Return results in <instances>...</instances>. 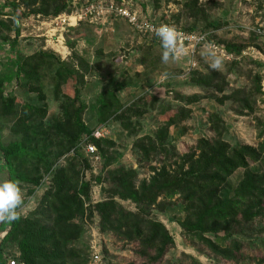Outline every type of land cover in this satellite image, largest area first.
Here are the masks:
<instances>
[{
	"label": "trees",
	"instance_id": "1",
	"mask_svg": "<svg viewBox=\"0 0 264 264\" xmlns=\"http://www.w3.org/2000/svg\"><path fill=\"white\" fill-rule=\"evenodd\" d=\"M17 5L24 7L29 14L54 18L69 12L72 1L57 5L54 0H19ZM183 12L194 18L201 14L202 8L198 0H187L183 4ZM118 21L122 20L112 21L111 26L117 27L115 24ZM13 27L15 40L9 47L13 56L2 65L9 69L0 74V160L7 172V179L20 181L28 189L29 195L41 185L45 175L49 176V186L42 196L36 217L25 218L18 213L19 218L15 221L0 222V264L9 263L7 252L17 264H83L87 262V256L81 255L82 250L78 247L84 234L81 223L84 216L83 198H89L91 184L80 178L81 167L88 169L89 163L79 146L87 137L88 143L97 147L99 155L105 158L115 143L111 134L101 140L92 137L95 130L83 120L85 105L81 102L78 108L75 107L79 102L77 90L73 103L64 97L61 117L54 125L43 124L48 117L46 105L37 107L31 115L16 120L11 130L13 141L7 144L2 142L3 120L15 111L13 89L22 87L27 93L38 94L40 100L44 101L45 84L41 79L50 73V86L58 100L62 96L63 86L76 75L74 68L61 62L53 52L39 51L21 61L15 50L20 29L16 22ZM82 27L92 26L83 22L68 31L78 34ZM177 27L186 32H204L195 27ZM0 29L10 31L11 28L0 21ZM77 38L73 43H67L70 48L75 46ZM1 39L7 41L5 37ZM140 46L151 53L157 48L161 49L160 42L155 38L143 40ZM227 49L239 52L234 46L228 45ZM197 60L199 62V58ZM126 80L125 77L120 81L111 80L110 86L96 99L93 108L101 127L110 121L128 123L129 119L125 116L136 114L132 110L138 106V102L127 105L118 96L126 86L133 85ZM196 82L204 88L214 87L219 93L224 91L223 86L214 84L213 78L201 75ZM256 82V92H260L258 76ZM164 86L157 85V92ZM236 94L225 96V99L239 103V115L252 112L250 99L247 96L241 99ZM191 103L192 100L186 105ZM179 109L181 114L178 118H169L153 136L143 137L137 143L138 152H134L147 164L159 161L161 169L152 168L153 175L148 180H138L140 170H133V167L119 166L115 171L109 170L107 179L114 183V189L110 190L107 199L94 205L93 212L99 215L103 231L111 232L126 242L137 243L138 253L147 260V264H157L165 259L173 247V240L162 223L142 213V207L159 206L158 199L178 198L179 210L185 215L180 222L183 233L187 237L197 238L213 255L228 262H237L244 248L261 243L264 247L261 238L264 231L261 223L264 219V127H257V146L237 140L232 142L221 119L213 115L209 124L212 136L201 137L195 148L185 155H179L176 154L174 141L184 135L185 129L180 128V124L190 115L185 107ZM123 126L126 131L133 127L132 124ZM71 152L73 156L64 161V166L56 165L60 158ZM171 165H174L173 172L168 169ZM253 165H259V169L253 171ZM28 166L36 171L29 173L28 168L21 170V167ZM108 166L109 161L105 162V167ZM238 170L244 171L240 184L232 196H223L227 181ZM121 202L134 204L138 212L126 211ZM220 233L223 236L219 237ZM258 263L264 264V260Z\"/></svg>",
	"mask_w": 264,
	"mask_h": 264
},
{
	"label": "rangeland",
	"instance_id": "2",
	"mask_svg": "<svg viewBox=\"0 0 264 264\" xmlns=\"http://www.w3.org/2000/svg\"><path fill=\"white\" fill-rule=\"evenodd\" d=\"M18 1L0 0V21L5 22L11 28L10 31L0 29V74L9 69L2 65L7 62V58L13 56L10 54L9 47L10 43L15 40L13 23L16 22L20 34L18 39L16 38L15 50L21 61L39 51L53 52L61 62L74 68L76 75L63 86L62 96L58 100L53 95V88L50 86V73H46L41 79L45 84L46 100L44 101L40 100L38 94L27 93L22 87L13 89L12 95L16 98L15 111L12 116L3 120L2 142L5 144L12 142L11 130L16 120L31 115L33 109L37 107L46 105L48 117L43 124L54 125V122L61 117L60 110L63 107L64 97L73 103L76 99L75 90L79 92V102L75 107L78 108L81 102L85 105L83 120L91 129L97 130L102 124L98 125V114L94 112L93 107L100 93L110 86L111 80L120 81L125 77L126 81L133 84L134 90L142 87L139 94L137 90L131 96L129 94L120 98L127 105H135L138 102V106L132 110L136 114L125 116L129 119L128 123L110 121L104 124L103 127L109 131L115 143V147L108 150L105 158L99 155L97 147V153L92 155L88 153V146H93V144L88 143L87 137H84V141L79 146L80 152L89 163L88 169L80 166V178L90 182L91 188L89 198H83L84 216L81 223L84 227V234L78 248L82 250L81 255L87 256V262L83 264H147V260L138 253L137 243L126 242L111 232L103 231L99 215L93 212L94 205L107 199L110 190L114 189V183L107 179L108 171H115L119 169V166L133 167V170H140L138 180H148L153 175L152 168L160 170L162 165L159 161L147 164L142 158L135 156L134 152H138L137 148H139L137 143L145 136H153L154 132L164 127V123L169 118H178L181 114L179 108L182 107L189 110L190 115L180 124V128L185 129V132L182 137L174 141L176 154L185 155L195 148L201 137L210 138L212 136L209 124L210 116L213 115L223 122L229 140L257 146L259 143L257 127H264V0H198L202 12L194 18H191L187 12H183V4L187 0H127L139 13L148 18L184 28L195 27L198 31L210 33L211 37L226 49L228 45L239 49V52L227 49L235 59L232 62H224L220 70L211 69L206 58L200 54L196 71H188L185 59L176 62L169 61L168 64L162 63L161 49L157 48L152 53L147 52L137 43L141 40L140 36L123 21H118L114 30H111V25H92L91 31L87 34L88 39L95 40L94 42L100 41V43L97 42L98 45H93V50L98 57L92 62L80 59L79 54L76 53L77 44L73 48L67 44L73 43L78 34L65 32L63 45L66 48V53H64L66 58L62 59L54 52L60 48L55 47L54 42H50V36L55 34L53 30L55 27H52L50 23L53 17L44 18L29 14L24 7H18ZM54 1L55 4L60 5L66 2L69 4L72 0ZM76 1L86 2L87 0ZM1 36L7 38V41H3ZM114 38L116 41L112 40ZM119 54L121 58L117 57ZM126 70H130V73L128 74ZM165 74H167L166 78H164ZM201 75L213 78L216 86H223V93L217 92L214 87L204 88L198 85L196 80ZM256 76L260 78V92H256ZM159 84L165 86L157 92L156 87ZM235 92L241 99L244 96L250 99L252 112L239 115V103H231L232 101L225 99V96L230 97ZM190 100L192 103L186 105ZM125 124H132L133 127L126 131L123 129ZM169 134H172V128L169 129ZM72 153L64 155L56 165L64 166V161L73 156ZM107 161H109V166L105 167ZM141 161L143 163L140 164ZM0 168H2L0 180L7 179V172L1 160ZM26 168L29 173L36 171L30 166L21 167V170ZM168 169L173 172L174 165ZM251 169L257 171L259 165H253ZM40 171L42 172L43 169ZM243 172V170H238L227 181L223 196L230 197L234 194L241 182ZM48 186V175L43 177L41 185L32 195H29L28 189L22 185L25 192V203L18 210L22 217H36V211L41 208L40 202ZM179 201L178 198L158 199L159 206L142 207V213L162 223L173 240V247L167 252L165 259L157 264H259L258 261L264 260L262 243L244 248L241 251L242 257L237 262H228L213 255L198 242L197 238L187 237L180 227V222L183 221L185 215L179 210ZM121 205L126 211L138 212V208L132 203L121 202ZM261 223L264 225V219ZM4 235L5 233L1 237ZM221 236L223 233L219 234V237ZM261 238L264 241V231ZM6 255L8 264L13 262L12 255L8 252ZM95 255L99 257L98 263H93Z\"/></svg>",
	"mask_w": 264,
	"mask_h": 264
},
{
	"label": "built area",
	"instance_id": "3",
	"mask_svg": "<svg viewBox=\"0 0 264 264\" xmlns=\"http://www.w3.org/2000/svg\"><path fill=\"white\" fill-rule=\"evenodd\" d=\"M116 19L124 21L136 34L140 36L141 40L155 38L159 41V39L155 36V29L160 25H172L146 17L145 15L139 13L127 0H97L93 2H79L72 0V8L69 12L62 13L50 20L51 26L55 27V29H53L55 34L57 33V35L54 34L50 36V42H54L55 47H59L62 51L61 52L60 49H53L54 52L62 59L66 58L64 56L66 48L63 45L64 33L68 30L77 28L79 24L87 22L91 25L105 26ZM172 26L182 33L183 39L181 42L188 49V55L181 59H185L187 61L186 68H188V71L198 68L199 62L197 58L200 54H202V44L206 41H211L216 45L217 50L224 54L225 62H232V60L235 59L234 55L229 53L224 46L214 40L210 33L186 32L175 25ZM200 38H203V40ZM109 135V131L106 128L101 127L93 132L92 137L96 140H101L105 139ZM87 151L91 155L97 152L94 145L88 146ZM93 260V263H98L99 257L95 255ZM10 264L15 263L10 262Z\"/></svg>",
	"mask_w": 264,
	"mask_h": 264
},
{
	"label": "clouds",
	"instance_id": "4",
	"mask_svg": "<svg viewBox=\"0 0 264 264\" xmlns=\"http://www.w3.org/2000/svg\"><path fill=\"white\" fill-rule=\"evenodd\" d=\"M155 36L160 41L161 61H179L188 55V49L181 42L182 33L172 25H160L155 29ZM203 40V38H200ZM203 56L213 70H220L225 62L223 53L217 50L211 41L202 44ZM164 75V78H166ZM25 203V192L18 180H0V222H12L18 219V210Z\"/></svg>",
	"mask_w": 264,
	"mask_h": 264
},
{
	"label": "crops",
	"instance_id": "5",
	"mask_svg": "<svg viewBox=\"0 0 264 264\" xmlns=\"http://www.w3.org/2000/svg\"><path fill=\"white\" fill-rule=\"evenodd\" d=\"M106 25H111V24H106ZM92 26V25H91ZM93 27V26H92ZM116 27L115 26H113L112 27V29L111 30H114ZM82 30H80V32L78 33V36L80 35V34H82L80 37H78L77 38V40H76V44H77V47H76V53H78L79 54V57H80V59H82V60H87V61H90V62H92V61H94L97 57H98V55H97V53H95L94 52V48H93V45H98V43H100V41H96V42H94L95 40H90V39H88V33L91 31V27H82L81 28ZM84 33V34H83ZM90 35V34H89ZM113 41H116V38H114V39H112ZM110 41V40H109ZM98 42V43H97ZM143 42V40H140V41H138L137 43H139V45L141 44ZM95 43V44H94ZM102 43H103V45H105L104 44V40H102ZM110 43H111V41H110ZM110 43H106V45L107 44H109L110 45ZM69 51V50H68ZM73 51V50H72ZM117 57H119V58H121V56H120V54H119V56L117 55ZM121 60V59H120ZM121 64H124V63H121ZM127 71V73L129 74L130 73V70H126ZM142 86L144 87V83H142ZM133 87L134 86H126L125 87V89H123V90H121L119 93H118V96L121 98V96H126V95H129L130 94V96L132 95V93L134 94V93H136V91L138 90L139 92H138V94L140 93V89L142 88V87H139V88H137V90L135 89H133ZM130 92V93H129Z\"/></svg>",
	"mask_w": 264,
	"mask_h": 264
}]
</instances>
